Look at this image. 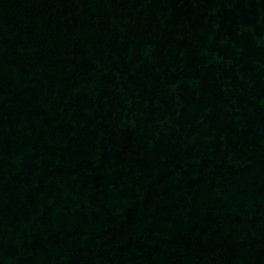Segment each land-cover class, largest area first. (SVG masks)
<instances>
[{
  "label": "water",
  "instance_id": "water-1",
  "mask_svg": "<svg viewBox=\"0 0 264 264\" xmlns=\"http://www.w3.org/2000/svg\"><path fill=\"white\" fill-rule=\"evenodd\" d=\"M0 264H264V0H0Z\"/></svg>",
  "mask_w": 264,
  "mask_h": 264
}]
</instances>
